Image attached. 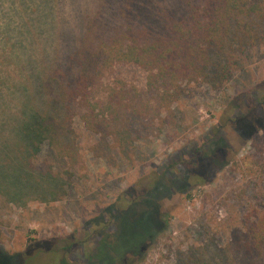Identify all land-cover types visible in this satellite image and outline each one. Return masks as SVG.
<instances>
[{"label":"rangeland","instance_id":"374dc122","mask_svg":"<svg viewBox=\"0 0 264 264\" xmlns=\"http://www.w3.org/2000/svg\"><path fill=\"white\" fill-rule=\"evenodd\" d=\"M24 1L26 12L37 7V26L43 33L39 39L50 54L60 44L59 35L67 48L77 47L83 25L107 0ZM122 3L109 0L107 6L115 11ZM107 6L96 24L110 29L117 16ZM10 62L1 66L16 75ZM145 78L137 66L116 64L104 79L107 85L120 81L141 92ZM180 88V94L162 98L160 111L148 114L154 116L152 128L146 127V119H136L133 143L120 147L112 141L105 157L94 154L98 138L78 119L71 160L46 145L36 156L20 155L14 161L17 167L43 176L37 190V181H17L24 201L9 191L14 172H0L5 190L0 189V264H220L224 253L235 260L228 264H246L229 247L243 237L249 222L264 220V130L247 133L249 119L264 118V39L248 48L223 89L215 91L202 82H182ZM3 91L8 96L7 86ZM14 103L0 99L2 134H8L5 119ZM194 170L204 179H191ZM131 207L133 213L155 208L151 238L143 239V220H119ZM117 224L121 232L112 243L116 248L125 237L142 239L140 248L125 249L120 258L109 249L104 252V242L98 250Z\"/></svg>","mask_w":264,"mask_h":264},{"label":"trees","instance_id":"16d2710c","mask_svg":"<svg viewBox=\"0 0 264 264\" xmlns=\"http://www.w3.org/2000/svg\"><path fill=\"white\" fill-rule=\"evenodd\" d=\"M122 2L115 11L108 8L109 0L105 3L104 9L107 6L108 12L117 16L110 29L107 24H96L102 8L96 13L98 17L83 25L77 47L67 48L59 35L57 49L47 54L39 39L43 33L37 26V7L26 12L24 0H0V66L13 61L18 72L13 75L3 70L7 66L0 68V99L15 102L5 119L8 134L0 133V172H14L9 191L17 200L24 198V191L18 189L19 179L28 184L37 181V190L43 176L39 178L30 168L25 172L14 161L28 153L36 156L44 145L71 160L76 153V119L98 138L94 154L105 157L110 142L120 147L133 143L136 119H146L150 122L146 127L152 128L154 116L148 114L160 111L162 98L180 94L182 82H202L212 90L223 89L248 48L264 39V0ZM16 64H20L17 70ZM116 64L141 68L146 73L144 91L127 89L120 81L117 86L107 85L105 74ZM249 124L248 134L264 130V118L252 117ZM213 142L211 138L209 143ZM189 175L204 179L195 170ZM0 189L5 191L1 185ZM107 212L111 214V208ZM95 221L108 224L112 220ZM143 222V239L151 238L154 223ZM118 229L117 224L114 234L103 238L98 246L101 250V244L106 243L102 250L109 249L116 258L122 257L125 249L138 246L126 237L117 248L112 245L118 242ZM236 239L229 247L233 254L246 264H264V220L249 222L243 237ZM228 260L235 262L224 253L220 264H228ZM188 262L185 264H204L201 260Z\"/></svg>","mask_w":264,"mask_h":264},{"label":"flooded vegetation","instance_id":"af4514ba","mask_svg":"<svg viewBox=\"0 0 264 264\" xmlns=\"http://www.w3.org/2000/svg\"><path fill=\"white\" fill-rule=\"evenodd\" d=\"M145 203H147V202H145ZM147 205H149V204H147ZM152 207H154V206H152ZM134 210L135 209L131 207L126 212L125 211L121 212L120 215H118L119 216V220H121L122 218H130L129 220H148L149 222L152 221V223H153L154 220H155V217L158 216V213L156 212L155 208H153V209L151 207L150 208L149 207L146 208L145 211H148L150 214H148V212H145V211L142 212V213H140V212L137 213L138 211L133 213ZM132 217H133V219H131ZM140 241H141V239L139 241H137V245L139 243L141 244ZM139 245L137 246L138 248H140ZM137 247L135 249H137ZM134 250H131V251L133 252Z\"/></svg>","mask_w":264,"mask_h":264}]
</instances>
